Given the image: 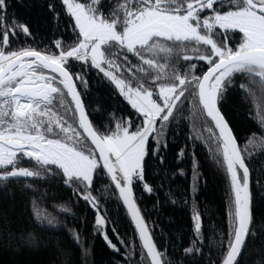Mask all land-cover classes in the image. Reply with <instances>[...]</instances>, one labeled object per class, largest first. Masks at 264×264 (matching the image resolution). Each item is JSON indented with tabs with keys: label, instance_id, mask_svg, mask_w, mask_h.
<instances>
[{
	"label": "snow or ice",
	"instance_id": "6c2138e0",
	"mask_svg": "<svg viewBox=\"0 0 264 264\" xmlns=\"http://www.w3.org/2000/svg\"><path fill=\"white\" fill-rule=\"evenodd\" d=\"M10 7V0H0V187L23 179L24 192L31 188L30 178H44L57 190H71L72 196L54 208L67 214L83 203L93 211L94 233L112 249L115 264H246L244 250L255 236L249 149L258 146L264 155V137L259 142L249 137L241 147L224 104L243 78L237 90L252 98L264 123V0H49L47 9L58 27L64 22V33L48 43L38 41ZM92 73L124 104L126 115L112 112L105 118L88 111ZM186 112L208 133L197 139L225 173L230 193L227 232H219L214 256L205 257L199 211L191 216L187 243L173 245L170 254L136 195L138 188L156 191L148 180L149 162L163 165L168 132ZM192 144L198 181L195 140ZM187 152L186 143L177 159ZM25 160L34 164L20 166ZM260 171L264 178V168ZM100 182L126 209L134 226L131 243L118 232V243L109 238L111 218ZM36 216L49 225L56 222L46 211L37 210ZM71 236L81 242L79 231ZM25 239L31 241L32 234L20 237ZM81 252L86 257L88 249Z\"/></svg>",
	"mask_w": 264,
	"mask_h": 264
},
{
	"label": "trees",
	"instance_id": "16d2710c",
	"mask_svg": "<svg viewBox=\"0 0 264 264\" xmlns=\"http://www.w3.org/2000/svg\"><path fill=\"white\" fill-rule=\"evenodd\" d=\"M9 13H15L16 20L27 22L37 40L43 38V43L60 38L64 33V22L59 27L52 14L47 9L49 0H10ZM68 43L67 35L64 36ZM31 39L25 43H31ZM43 46L42 44L40 45ZM195 62V61H193ZM243 78L236 80V89L227 95L224 111L227 118L236 126L241 147L249 137L259 142L264 137V123L261 122L259 109L251 97L241 95L237 90ZM89 92L85 96L88 111L101 114L107 118L114 112L116 117L126 115L121 112L124 104L117 100L112 92L104 87L102 82L92 73L89 76ZM83 90V89H81ZM59 108V101L54 102V109ZM104 122L103 120L101 121ZM208 133L200 129L193 117L187 112L178 125H174L168 132L167 149L162 151L164 163L158 160L150 161L148 180L156 191L149 194L138 188L136 195L139 207L150 222H155V235L162 237L161 243L172 253V246L186 244L192 235L193 211H199L203 219L205 240V257L215 255L220 245L219 232H227V197L230 195L226 187L225 173L219 169L215 159L210 154L209 147L203 139ZM191 138V139H189ZM195 140V159L199 164L197 169L199 179L195 180L192 169V152ZM188 144V152L177 159L179 149ZM252 168V194L255 212V236H250L244 250L246 264H256L264 260V178L261 169L264 168V155L257 146L250 147ZM34 162L23 161L20 166L31 167ZM178 169H184L181 175ZM175 173V175H173ZM31 188L22 192L26 187L23 179L19 182L8 183L7 188L0 187V264H115L117 257L113 254L103 239V236L94 233V212L85 210L81 203L74 207L72 212L65 214L54 205L67 201L72 196L71 190L65 192L57 190L54 182L44 178H30ZM97 187L102 195V202H107V211L110 221L107 224V233L114 243H118L117 232L131 243L134 226L122 203L117 204L116 195L111 190L105 192L104 184ZM196 184L195 191L192 185ZM55 196L57 199H52ZM75 201V197H72ZM51 213L56 222L49 225L47 220L41 221L36 211ZM215 226L216 232L212 228ZM115 227L116 232H113ZM77 230L81 236L79 244L72 242L71 232ZM32 234V239L20 240L23 235ZM137 249L139 241L136 240ZM81 247L88 249L85 257ZM58 249H64L66 255H61ZM211 249V253H210ZM139 259V255H137Z\"/></svg>",
	"mask_w": 264,
	"mask_h": 264
}]
</instances>
